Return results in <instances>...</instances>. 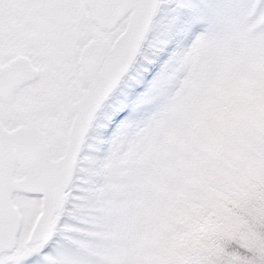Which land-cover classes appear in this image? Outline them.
<instances>
[{
	"label": "rangeland",
	"instance_id": "obj_1",
	"mask_svg": "<svg viewBox=\"0 0 264 264\" xmlns=\"http://www.w3.org/2000/svg\"><path fill=\"white\" fill-rule=\"evenodd\" d=\"M245 3L169 0L144 50L167 59L101 141L108 159L86 162V210L61 233L75 264H238V247L264 264V31L244 26ZM207 229L235 251H216ZM49 264L67 262L56 252Z\"/></svg>",
	"mask_w": 264,
	"mask_h": 264
},
{
	"label": "snow or ice",
	"instance_id": "obj_2",
	"mask_svg": "<svg viewBox=\"0 0 264 264\" xmlns=\"http://www.w3.org/2000/svg\"><path fill=\"white\" fill-rule=\"evenodd\" d=\"M146 2L0 0V264H49L56 252L75 264L61 233L70 237L86 210V162L131 121L167 59L143 53L96 107L101 69ZM173 7L161 4L154 20ZM241 19L264 31V0H246ZM175 27L193 30L186 16ZM77 148L81 174L65 186L64 162Z\"/></svg>",
	"mask_w": 264,
	"mask_h": 264
},
{
	"label": "water",
	"instance_id": "obj_3",
	"mask_svg": "<svg viewBox=\"0 0 264 264\" xmlns=\"http://www.w3.org/2000/svg\"><path fill=\"white\" fill-rule=\"evenodd\" d=\"M158 2L159 0H147L146 3L137 7L131 17V35L122 47L109 54V58L98 77L97 108L102 106L104 100L108 98L122 80L127 68L134 63L150 27ZM78 151L77 148L71 157L64 162L63 183L65 186L70 184Z\"/></svg>",
	"mask_w": 264,
	"mask_h": 264
},
{
	"label": "trees",
	"instance_id": "obj_4",
	"mask_svg": "<svg viewBox=\"0 0 264 264\" xmlns=\"http://www.w3.org/2000/svg\"><path fill=\"white\" fill-rule=\"evenodd\" d=\"M208 214L209 213L205 214V218H207L209 216ZM203 226H205V225H203ZM201 231L203 232V228H202ZM206 231H207V233L209 235V237L206 235L208 237V239L209 240L213 239L212 243H214L218 247V248H216V251H217V249L220 250V249H223L224 247H226L227 252L225 253L224 257L227 256L228 253L231 254L232 252L237 250L236 252H237L238 255H236L235 257L238 258V262H237L238 264H253L254 255H255V258H259L258 256H260L257 252L254 253V252H252V251H250L248 249H245L243 247H238L237 249H235L233 251V247L231 245H229V246L225 245L224 242L222 241V239L214 237L212 232H211V230L207 229ZM212 263L213 264H227V262H224L223 258L222 259L219 258L217 260L216 259L214 260V258H213V259H211L209 261L202 262L201 264H212Z\"/></svg>",
	"mask_w": 264,
	"mask_h": 264
},
{
	"label": "flooded vegetation",
	"instance_id": "obj_5",
	"mask_svg": "<svg viewBox=\"0 0 264 264\" xmlns=\"http://www.w3.org/2000/svg\"><path fill=\"white\" fill-rule=\"evenodd\" d=\"M168 2H169V0H160L159 5H158V8H157V11H156L154 17H156L157 14H158V12L160 11V6H161V4H166V5H167ZM155 25H156V20H154V18H153V21H152L151 27H150V29H149V32H148V34H147V36H146V39H148V38L151 37ZM143 53H145V52H143ZM143 53H140V54H139V58H140V56H141ZM139 58H138V59H139ZM120 83H121V82H120ZM120 83H119V84H120ZM119 84L117 85V87L119 86ZM117 87H116V88H117ZM107 148H108L107 146H105V148H104V155H103V157H104V160H105V161L108 159V153H107V150H108V149H107ZM79 167H80V163H79V161H78V159H77V162H76V166H75V168H74V173H73V176H72L71 183L73 182L74 175H78V173H79V171H80ZM71 183H70V184H71Z\"/></svg>",
	"mask_w": 264,
	"mask_h": 264
}]
</instances>
